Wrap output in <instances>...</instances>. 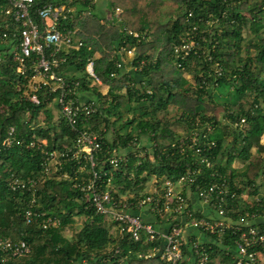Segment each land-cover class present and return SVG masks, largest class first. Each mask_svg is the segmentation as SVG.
<instances>
[{
    "label": "trees",
    "instance_id": "1",
    "mask_svg": "<svg viewBox=\"0 0 264 264\" xmlns=\"http://www.w3.org/2000/svg\"><path fill=\"white\" fill-rule=\"evenodd\" d=\"M46 2L74 7L77 14L62 22L77 29L82 45L60 53L65 61L57 71L79 80L78 90L97 100L98 112L89 128L102 137L101 158L113 148L127 158L115 168L103 165L107 175L113 174L115 197L146 196L154 178L174 179L188 168L200 169L191 189L210 181L213 171L222 175L238 194L234 219L247 211L264 212V188L257 183L264 175V0H104V7L91 0H36L34 6ZM5 6L0 0V31L10 32L16 24L5 21ZM115 8L120 9L117 15ZM193 25L204 53H191L181 61L182 68L172 45ZM10 39L0 43V239L24 240L30 250L0 264H165L158 257H144L146 245L119 237L117 223L85 208L72 181L45 173L42 154L29 142L45 139L46 149L63 150L72 146L76 132L53 120L48 107L53 94L43 95L40 89L38 103L26 98L31 73H16L8 53ZM124 45L134 48L131 66L144 61L140 69L129 73L117 66ZM91 57L98 78L108 85L106 92L87 79L84 68ZM214 65L221 68L220 75L214 74ZM40 112L45 114L42 123L37 120ZM180 124L186 137L197 131L214 146L196 153L178 131ZM11 127L13 142L3 145ZM234 161L243 164L233 167ZM62 169L68 170L69 164ZM13 178L36 180L35 208L59 216L60 225L42 228L37 220L27 223L23 212L30 194L13 191ZM77 225L80 228L69 236L67 230ZM213 248L214 257H223L219 246Z\"/></svg>",
    "mask_w": 264,
    "mask_h": 264
},
{
    "label": "built area",
    "instance_id": "2",
    "mask_svg": "<svg viewBox=\"0 0 264 264\" xmlns=\"http://www.w3.org/2000/svg\"><path fill=\"white\" fill-rule=\"evenodd\" d=\"M4 1L6 6L2 13L5 21L13 22L16 27L10 32L0 31V43L8 44L11 35L12 43L8 53L16 63V73L24 77L28 71L31 73L29 89L24 95L29 101L38 103V90L42 89L43 95L53 94L50 103L54 107L53 120L76 132L72 146L63 150L46 149L45 139L29 142L30 146H36L42 154L45 173L56 179L72 181V188L79 192L85 208H92L95 213L117 223L119 237L126 236L147 246L144 257H158L165 264H264V212L247 211L234 219L231 213L238 208L237 191L216 171L212 172L210 181L195 189L191 187L197 181L200 169L188 168L177 178L155 179V184L146 196L113 195V174L110 172L107 175L103 165L108 163L115 168L127 158L117 148L111 149L107 157L101 158L102 137L89 128L93 115L98 112L97 100L78 90L79 80L66 79L57 71L65 61L60 53H67L82 45L76 35L77 29L68 28L62 22V19L77 15L74 7L52 2L35 7L36 0ZM31 12L39 17L40 22L34 19ZM114 12L118 14L120 9L115 8ZM196 30V25L189 27L172 45L179 67L183 68L181 61L191 53H204L195 39ZM133 35L137 36V33ZM123 54L132 58L134 48L124 45L118 51L117 66L121 68ZM208 58L211 60L210 56ZM94 64V57L87 60L84 68L87 79L92 85H102ZM143 64L144 61H140L138 66L131 67L134 70L140 69ZM213 70L215 75L222 72L218 65H214ZM44 118L45 114L40 112L37 120L42 123ZM244 122V118L239 121L240 124ZM206 131H211L210 125H206ZM13 132L14 128L11 127L3 145L9 146L13 142ZM185 138L188 146L194 148L196 153L205 147L214 146V141L204 139L205 134L199 135L197 131H192ZM201 141L202 144L199 143ZM133 145L134 150H138L136 139ZM137 154L142 157L144 151L140 150ZM99 163H102L101 166ZM68 164L69 169L63 170V166ZM9 185L15 192L30 194V201L23 212L27 223L37 220L42 228L60 225L59 216L35 208L36 180L13 178ZM259 200L257 197L256 201ZM144 212L150 213L153 221L145 219ZM213 246L220 247L223 257L213 256ZM29 250L24 240L0 239L1 261H6L10 256L26 254ZM118 251L116 248L115 252Z\"/></svg>",
    "mask_w": 264,
    "mask_h": 264
},
{
    "label": "rangeland",
    "instance_id": "3",
    "mask_svg": "<svg viewBox=\"0 0 264 264\" xmlns=\"http://www.w3.org/2000/svg\"><path fill=\"white\" fill-rule=\"evenodd\" d=\"M96 6H98L99 7V5H101V7H104V0H91ZM115 13V12H114ZM115 15H117V14H115ZM245 36L248 34L247 33V31L245 30ZM247 39H249V36H247ZM246 41H248V40H246ZM245 41V42H246ZM244 42V43H245ZM71 72H73L72 70H70ZM190 80H192L191 79V77H190V75H188L187 76ZM97 87L98 88H100V89H102V88H104L105 89V87L104 86H102V85H97ZM103 90V89H102ZM48 107H50L52 110H53V105L52 104H50ZM172 111H171V113H172V115H173V112H174V109L172 108L171 109ZM172 115H171V117H172ZM178 131H180V132H183V133H181V135H183V136H185L186 135V129L184 128V126L182 125V124H180L179 126H178ZM253 155L255 156V155H257V153L256 152H254L253 153ZM262 155V157H264V154H261ZM241 163L240 162H237V164L236 165H240ZM155 178L151 181V183H149V185H148V189L146 190V192H148L149 190H150V188L153 186V184H155ZM262 181H264V179H263V177L261 176V177H259V179L257 180V183L258 184H260V187L261 188H263L264 187V182H262ZM261 183H263V184H261ZM80 228V226H75V227H72V228H70V229H68L67 230V234L69 235V236H73L74 235V233L78 230Z\"/></svg>",
    "mask_w": 264,
    "mask_h": 264
},
{
    "label": "crops",
    "instance_id": "4",
    "mask_svg": "<svg viewBox=\"0 0 264 264\" xmlns=\"http://www.w3.org/2000/svg\"><path fill=\"white\" fill-rule=\"evenodd\" d=\"M105 13H106L107 15H109L108 10H106V9H105ZM122 58H123V70H124L125 72H129V73H130V72H131V68H132L131 65H130V59H131V57L127 56L126 54H123V55H122ZM102 86H104L105 89L102 88L103 90H102V89H100V90H101L102 92H106L107 89H108V85L102 84ZM261 142L264 143V135H263L262 138H261ZM254 152H256V148H255V147L252 148V154H253ZM237 162H240V161H234V162L232 163V166H233V167H241L243 163L240 162V163H241L240 165H236ZM262 177H263V179H264V175H262ZM262 182H264V181H262ZM261 184H263V183H261ZM263 188H264V187H263ZM260 189H261V187H260ZM260 189H259V190H260ZM144 217H145V219H147V220H149V221H153V217L150 215V213L144 212ZM263 217H264V215H263ZM261 218H262V217H261ZM261 218H259L258 221H260Z\"/></svg>",
    "mask_w": 264,
    "mask_h": 264
}]
</instances>
